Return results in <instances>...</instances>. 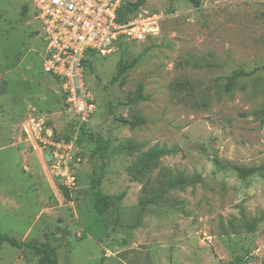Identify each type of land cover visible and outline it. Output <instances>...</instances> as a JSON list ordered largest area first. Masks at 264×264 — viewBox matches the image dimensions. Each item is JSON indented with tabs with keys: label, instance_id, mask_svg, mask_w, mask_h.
Wrapping results in <instances>:
<instances>
[{
	"label": "rangeland",
	"instance_id": "1",
	"mask_svg": "<svg viewBox=\"0 0 264 264\" xmlns=\"http://www.w3.org/2000/svg\"><path fill=\"white\" fill-rule=\"evenodd\" d=\"M144 8L171 18L152 40L93 56L86 77L99 109L80 125L44 71L33 1L0 0V234L44 245L57 264H264V0ZM234 72L253 74L228 89ZM41 116L80 149L70 199L36 148ZM101 152L103 191L125 195L102 215L91 191ZM235 167L258 171L241 178ZM181 177L194 184L158 197ZM38 261L0 244V264Z\"/></svg>",
	"mask_w": 264,
	"mask_h": 264
},
{
	"label": "built area",
	"instance_id": "2",
	"mask_svg": "<svg viewBox=\"0 0 264 264\" xmlns=\"http://www.w3.org/2000/svg\"><path fill=\"white\" fill-rule=\"evenodd\" d=\"M41 25L44 71L59 84L64 113L86 124L98 112L86 77L94 55L107 57L132 44L160 35L170 15L145 9L127 13L138 0H32ZM126 17L125 22L120 17ZM36 148L52 156L50 168L68 190L78 188L74 164L80 162L76 140H67L49 126L45 116L32 121Z\"/></svg>",
	"mask_w": 264,
	"mask_h": 264
},
{
	"label": "trees",
	"instance_id": "3",
	"mask_svg": "<svg viewBox=\"0 0 264 264\" xmlns=\"http://www.w3.org/2000/svg\"><path fill=\"white\" fill-rule=\"evenodd\" d=\"M147 1L148 0H138L136 4H133L127 7L125 11L127 13H132V11L138 10L140 7L145 6ZM186 1L189 2L191 5H193L195 8L199 9L202 6V3L204 0H186ZM120 21L125 22L126 17L121 15ZM137 64H138V60H134L131 64H125L124 66L122 64H119L117 68V74L112 79V83L119 81V79H121L129 69L134 68ZM252 74L253 73L249 74L246 72H234L233 75L228 79V89H232L238 79L242 77L250 76ZM133 101L134 100H132V102ZM124 123L127 125H130L131 127H136L139 125L140 120L136 119L133 121H125ZM67 140H70V139L67 138ZM102 150L103 152L105 151L104 145H103ZM101 155H102L101 156L102 164L100 167V175L98 177L92 178L91 191H92V196L95 200L94 209L98 214L102 215V214L109 212L110 209H114V208L117 210V212H119L116 206L115 200L122 201L125 198V195L123 194L118 197H112L110 195H107L103 191L102 185H103V179L105 177L107 163H106L105 153L101 152ZM148 169L149 168L146 166L141 169H138L137 177L139 174L146 172ZM235 170L239 173L241 178H247V177L253 176L258 171V169L256 168H242V167H235ZM191 184H194V180L190 178L181 177L176 180H167L163 184V187L161 188V191L159 192L158 197L161 198L163 195H165L166 193L172 190L182 189ZM60 190L66 199H70V191L67 188L60 187ZM119 220H120V217L118 216L116 222H118ZM4 243H8L9 245L15 248H18V249H23L24 247L30 248L35 253V255L39 257V261L37 264H57L58 263V260L55 254L53 253V251L45 247L42 244H26L24 242H20L16 238H13L9 235L0 234V244H4Z\"/></svg>",
	"mask_w": 264,
	"mask_h": 264
}]
</instances>
